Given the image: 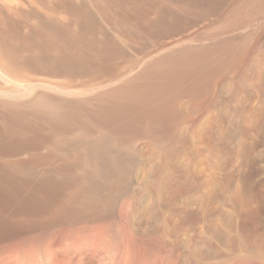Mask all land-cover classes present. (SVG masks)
Here are the masks:
<instances>
[{
	"label": "rangeland",
	"instance_id": "1",
	"mask_svg": "<svg viewBox=\"0 0 264 264\" xmlns=\"http://www.w3.org/2000/svg\"><path fill=\"white\" fill-rule=\"evenodd\" d=\"M51 4L74 55L104 57L64 72L1 56L0 91L14 96L0 94V264H215L218 214L235 207L263 237L264 0ZM130 78L134 100L98 99ZM40 94L82 110L53 123Z\"/></svg>",
	"mask_w": 264,
	"mask_h": 264
},
{
	"label": "bare ground",
	"instance_id": "2",
	"mask_svg": "<svg viewBox=\"0 0 264 264\" xmlns=\"http://www.w3.org/2000/svg\"><path fill=\"white\" fill-rule=\"evenodd\" d=\"M51 1L52 0H47V1L46 0H29V2L32 3V4H35V3L42 4L43 3L45 5L44 6L45 8L42 9L43 10L42 12L39 10V12L36 11V12L30 14L28 11H26V12H28V13H26L23 10L22 11L18 10V6L15 7V5L17 3H19L18 0H0V58H1L2 55L3 56H7V57H11V58L12 57L15 58V56H19L22 53V50H23V51L29 52V53L32 52L33 56H37L36 58L39 61L40 60L42 61V62L40 61L39 63L46 62V61H43V60H47V61L50 60L51 62H53L56 65H58V67L60 66L58 69H60V71H64V72H67L66 70H68V71L70 70L69 67H67V66H74V64L76 62H84V61L91 62L93 59H98L97 60L98 62L100 60H103L101 57H104V55H101L102 53L100 55H99V53L98 54L97 53L96 54H94V53L92 54L91 52H93V51L94 52H99V51L91 50V48H90V50H91L90 53L87 52V50H86V53H89V54H88L86 59L84 58V60L78 59V57L74 55L75 54L74 52L76 50V46L73 43L68 42L65 39H63L62 33L58 30V28L60 27L61 24H60V22L58 21V18H57V13H56L57 11L56 10H52V8H50ZM98 4H100V3H98ZM46 5L48 6V8L46 7ZM100 5H102L101 6L102 8H105L104 7L105 5H103L102 3ZM38 6H40V5H38ZM30 8H31V6H30ZM37 9L38 8H36V10ZM100 10H101V8H100ZM111 10L114 11L113 9H111ZM105 11H108V10H105ZM5 13L6 14L9 13V15L13 13L15 15V17H17L18 21L21 22V24L26 25V29H28V30L31 29L29 37L26 35L28 37V39H25V40L21 39L19 37V32H17V30H14V29L11 28V22L8 20L10 18L7 19V17H12V16H9L8 14L6 16ZM96 13H98V12H96ZM100 13H101V11H100ZM110 13L112 15L113 12H110ZM165 13H166V11H165ZM102 14H104V12H102ZM107 14L109 15V13H107ZM96 15H98V14H96ZM108 15H107V17H108ZM100 16L105 17L106 15L104 16V15L100 14ZM82 17H84V15ZM107 17H105V18H107ZM114 17H116V16H114ZM71 19H72V17H71ZM111 24H113V23H111ZM63 28H65V27H63ZM67 29L68 28H65V32L66 33H68ZM96 42H98V41H96ZM100 43H101V40H100ZM71 45L73 47L75 46L74 47L75 48L74 52L72 51L73 47ZM83 45H84V43L82 44V46L80 44L81 49L77 48V50L79 49L81 51L83 49L82 48ZM98 45H97V47H98ZM20 46L23 49H19L18 47H20ZM85 46H87V45L85 44ZM104 47H102V48H104ZM87 49H89V47ZM94 49H95V47H94ZM79 50H78L77 54H79V52H80ZM83 51L81 52L82 56H86L87 54L83 55V53H84ZM102 51H104V50H102ZM106 52H108V51H106ZM29 55H32V54H29ZM106 55H107V53H106ZM82 56L80 54V57H82ZM7 57L3 58L5 61L1 59L4 62V64H3L4 66L0 62V64L3 67H5V68H6V66H5L6 64L5 63H6ZM8 60H9V58H8ZM109 62H110V60H109ZM96 65H97L96 67L98 68V66H100L101 63L99 65L98 64H96ZM42 66H43V64H42ZM99 68H101V66ZM99 68H98V70H99ZM100 70H101L102 73L104 72V71H102V69H100ZM114 71H116V70H114ZM111 72H112V70H111ZM98 73L100 74V72H98ZM98 73L94 74V76L98 75ZM112 74H115V73L112 72ZM111 76H113V75H111ZM65 78H66V76H65ZM70 79L68 78L67 80H70ZM134 80L132 79V81H131V78H130L127 82H125L126 84H123L124 86H121L119 88H116L114 90L106 92L105 94H101L98 99L102 100V101L103 100L105 101V98L110 97L111 100L117 102L121 96H122V99H123L125 97V96L123 97V95H127V96H130L131 98H133V100H134V98H135V84H134L135 81ZM121 81H122V79H121ZM6 82L7 81H5V83ZM53 89L55 91H57V92L61 91L62 93H64V92L67 93V94L71 93L70 91H66V90H64L62 88H53ZM0 94L2 96H4V97H10V98H12L14 96L11 92H1L0 91ZM16 97H18V96H16ZM131 98L128 99V97H127L128 100H131ZM35 102L44 103V104H51L54 107H56V110H54V109L49 110V109H45V108H40V109L37 110L38 113L40 111L41 115H44L48 119L55 120L53 123H55V122H57L59 120L63 121L65 123V121L70 120L71 118H73L72 116H74L76 114L75 112H73V109L80 108L82 110V108H81L82 107V102L81 101H67V102L66 101H62V100L60 101L59 99L56 100V99L52 98V96H50L49 94H46V95L45 94H40L35 99ZM68 102L70 103L69 107L67 106ZM130 102H134V101H130ZM35 107L36 106H33V108H35ZM122 113H123L122 115H120L121 111H120V113L119 112H116V114L114 113V122L115 121H117L119 123L121 122V120L124 118V114H127V113H124V112H122ZM129 113H131V110L129 111ZM77 114L80 115L82 113H77ZM127 117H128V114H127ZM72 120H71V122H72ZM73 121H75V119ZM58 123H60V122H58ZM133 126H134V124H133ZM129 129H131V128H129ZM42 132H43V130H42ZM57 132L58 131H56V133ZM50 160H51V158H50ZM63 161H61V162H63ZM40 162L45 163L46 161L43 162L41 160ZM42 163H40V164H42ZM50 163H51V161H50ZM46 164H48V163H46ZM47 166H49V164ZM47 166L45 165L46 168H50V167H47ZM70 171L71 170H69V172ZM57 172L59 173V170ZM69 172H67V173H69ZM54 173H55V171H54ZM62 173L63 172H61L60 176L63 177L64 174H62ZM88 175H89V173H88ZM70 176L72 177V174H70ZM62 177H58V178H62ZM62 179H64V178H62ZM73 179H75V177ZM238 209L239 208H237V207H235L233 209H229V211H227L225 216H223L222 212H219V214H218V217H217V232H216L217 236H216V259H215V264H264V236L262 237L260 234L253 233L254 232L253 228L250 227V226H254V225L251 223L252 222L251 221L252 218H249V215L245 216V218H244L245 220H243V217H242L241 213H239V215H240L239 217H238V215H237V217H235V213H236V211Z\"/></svg>",
	"mask_w": 264,
	"mask_h": 264
}]
</instances>
